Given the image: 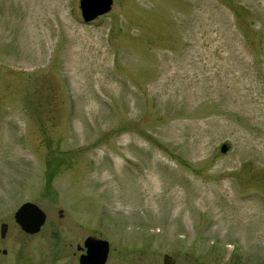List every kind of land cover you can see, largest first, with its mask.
<instances>
[{
    "label": "rangeland",
    "instance_id": "obj_1",
    "mask_svg": "<svg viewBox=\"0 0 264 264\" xmlns=\"http://www.w3.org/2000/svg\"><path fill=\"white\" fill-rule=\"evenodd\" d=\"M196 1L0 0V264H264V0Z\"/></svg>",
    "mask_w": 264,
    "mask_h": 264
},
{
    "label": "water",
    "instance_id": "obj_2",
    "mask_svg": "<svg viewBox=\"0 0 264 264\" xmlns=\"http://www.w3.org/2000/svg\"><path fill=\"white\" fill-rule=\"evenodd\" d=\"M113 4V0H79V8L83 21L89 22L98 16L108 12ZM228 146L223 143L220 151L225 152ZM62 215V214H61ZM46 218L45 212L34 202L26 201L22 203L14 213V219L19 226L28 233L38 232ZM7 224L1 223L0 236L4 238L7 233ZM80 245H78V249ZM85 252L79 258V264H105L109 253V242L103 238L88 236L83 242ZM5 251V250H4ZM161 264H176V259L164 253Z\"/></svg>",
    "mask_w": 264,
    "mask_h": 264
},
{
    "label": "trees",
    "instance_id": "obj_3",
    "mask_svg": "<svg viewBox=\"0 0 264 264\" xmlns=\"http://www.w3.org/2000/svg\"><path fill=\"white\" fill-rule=\"evenodd\" d=\"M196 2H198V4H199V2H202V0H198V1H196ZM218 5H215V7L217 8V9H220L219 7L221 6L222 7V9L224 10V8L227 10V9H229V10H231L230 12H231V16L233 17L234 15H233V13H232V8L230 7V5H228V6H223V5H221L220 3H217ZM246 6V5H245ZM255 10V9H254ZM234 12V11H233ZM261 15V14H260ZM227 16H228V14H227ZM196 19V18H195ZM260 20H261V27H260V42L258 41V43L260 44L259 45V47H260V52H264V18H263V20L260 18ZM263 27V28H262ZM254 64V62L252 63V65ZM251 66V65H250Z\"/></svg>",
    "mask_w": 264,
    "mask_h": 264
},
{
    "label": "flooded vegetation",
    "instance_id": "obj_4",
    "mask_svg": "<svg viewBox=\"0 0 264 264\" xmlns=\"http://www.w3.org/2000/svg\"><path fill=\"white\" fill-rule=\"evenodd\" d=\"M86 238H87V237H86ZM84 240H85V239H84ZM83 242H84V241H83ZM80 249H83V250H81V252H80L79 256H80L82 253H84V252H85V249H84V248H81V247H80ZM4 250H5V251H4ZM2 253H4V254H5V253H6V249H3V250H2ZM78 258H79V257H78Z\"/></svg>",
    "mask_w": 264,
    "mask_h": 264
}]
</instances>
